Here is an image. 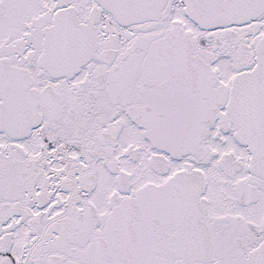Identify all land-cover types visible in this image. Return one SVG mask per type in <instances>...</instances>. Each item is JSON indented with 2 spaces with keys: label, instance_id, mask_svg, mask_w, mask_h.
<instances>
[{
  "label": "snow or ice",
  "instance_id": "1",
  "mask_svg": "<svg viewBox=\"0 0 264 264\" xmlns=\"http://www.w3.org/2000/svg\"><path fill=\"white\" fill-rule=\"evenodd\" d=\"M0 264H264V0H0Z\"/></svg>",
  "mask_w": 264,
  "mask_h": 264
}]
</instances>
